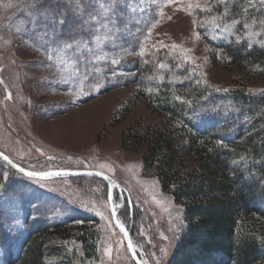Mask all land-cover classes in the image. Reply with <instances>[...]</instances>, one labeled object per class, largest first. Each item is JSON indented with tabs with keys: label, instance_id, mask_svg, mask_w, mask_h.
Returning a JSON list of instances; mask_svg holds the SVG:
<instances>
[{
	"label": "rangeland",
	"instance_id": "1",
	"mask_svg": "<svg viewBox=\"0 0 264 264\" xmlns=\"http://www.w3.org/2000/svg\"><path fill=\"white\" fill-rule=\"evenodd\" d=\"M235 1H242L244 10L229 12ZM97 7L92 13L99 18L84 17L85 23L94 22L89 42L84 40L88 47L74 43L63 51L58 44L34 47L27 39L11 44L0 13V152L32 171L107 174L129 197L131 211L127 196L117 191L112 203L138 256L147 264H169L184 228L182 207L161 189L157 164L146 166L143 159L160 129L174 121L154 109L149 95L167 85V92L181 98L186 84L197 83L218 96L213 113L234 118L240 106L229 101L230 91L264 97V68L226 52L264 50V0H118L109 19ZM32 34L36 42L47 35ZM240 131L241 122H235V132ZM184 163V170L197 165L188 158ZM12 173L3 170L6 185L18 180ZM93 179L28 182L43 197L39 210L48 197L52 210L59 209L56 217L69 215L71 224L98 230L96 260L79 254L76 264H133L112 222L108 188ZM12 222L19 231L28 229L21 214ZM260 227L264 237V222ZM4 257L0 249V264ZM256 264H264V258Z\"/></svg>",
	"mask_w": 264,
	"mask_h": 264
},
{
	"label": "trees",
	"instance_id": "2",
	"mask_svg": "<svg viewBox=\"0 0 264 264\" xmlns=\"http://www.w3.org/2000/svg\"><path fill=\"white\" fill-rule=\"evenodd\" d=\"M241 2L235 1L228 11L244 10ZM34 3L35 0H0L2 28L5 26L6 33L9 31L7 38L11 44L27 39L34 47H52L63 41L71 42L73 36L77 41L89 42L90 26L94 22L85 23V14L92 13L95 6L103 12L101 4L107 5L111 0H40L33 6ZM44 9L63 12L64 23H59V15H42ZM92 14L99 18L95 12ZM104 16L111 18L109 11ZM31 32L47 35L41 37L42 42H36L29 36ZM226 50L227 55L240 62L264 68V50L243 47ZM164 86L157 87L156 93L149 97L154 109L174 123L161 128L152 139L147 156L155 159L148 161L150 157L146 156L143 163L157 164L161 189L182 207L184 228L169 264L260 262L264 258L260 227L264 222V97L252 96L247 91H230L229 101L241 107L234 118L213 113L211 105L217 103L218 96L207 93L197 83L186 84L181 98L167 92ZM196 119L200 122L197 125ZM235 122H241L242 132H235ZM158 142L160 146L156 150L158 147L154 146ZM186 158L197 165L184 170ZM3 170L11 169L0 161V238L3 239L0 249L5 264H76L79 254L90 261L96 260L97 229L71 224L69 215L56 217L59 209L52 210L48 197L44 198L48 200L45 207L39 210L38 199L43 197L28 182L32 179L11 170L19 178L6 185ZM125 200L129 208V197ZM20 214L27 223L25 231H19L12 222ZM31 214L34 219L29 221Z\"/></svg>",
	"mask_w": 264,
	"mask_h": 264
},
{
	"label": "water",
	"instance_id": "3",
	"mask_svg": "<svg viewBox=\"0 0 264 264\" xmlns=\"http://www.w3.org/2000/svg\"><path fill=\"white\" fill-rule=\"evenodd\" d=\"M6 156L4 153L0 152V161L9 169H11L12 171H14L15 173H17L18 175L27 178V179H32V180H37V181H50V180H56V179H70V178H76V177H85V178H95L98 180L103 181L108 188V196H107V201L109 204V208H110V212H111V218H112V222L115 226V228L120 232V234L122 235L123 239H124V243H125V247L126 250L130 256L131 261L133 262V264H147L146 262H144L137 254L128 230L126 229V227L124 225H122L117 218L118 215V209L116 210V208L113 206L112 203V194L114 191H117L120 195H126V191L115 181L113 180L111 177H109L107 174L99 172V171H95V170H48V171H34V172H61L63 173V175L60 176H52L46 179H38L36 177H27L24 175L25 171H32V170H28L23 168L22 166L14 163L12 160H10L8 157L7 160L3 159V157ZM23 169L24 171H18L17 169ZM97 173H99V175H97ZM128 199V196H127ZM128 205L131 211V204L130 201L128 200ZM117 222H119V226H117ZM121 227L124 229V231H121ZM129 245L132 246V250H129Z\"/></svg>",
	"mask_w": 264,
	"mask_h": 264
},
{
	"label": "snow or ice",
	"instance_id": "4",
	"mask_svg": "<svg viewBox=\"0 0 264 264\" xmlns=\"http://www.w3.org/2000/svg\"><path fill=\"white\" fill-rule=\"evenodd\" d=\"M40 2V0H35V3H38ZM118 2V0H111V3L105 5V4H101V9H103V12L101 13L102 15L103 14H106L108 11L112 10L115 6V4ZM175 2V0H169V3H173ZM35 3L33 4V6H35ZM196 7H199V5H195ZM179 10H184V9H179ZM42 15H45V16H48V15H52V16H57L59 15L61 18L59 20V23L60 24H63L64 23V20H63V12H59L57 13L55 10L53 9H44L42 10L41 12ZM160 15H163V12L160 13ZM170 19V17H169ZM195 23V22H194ZM155 25H153L154 27ZM106 27V25H105ZM151 35V29L149 30V36ZM197 39H199V37L197 36L196 37ZM99 37H97V41H99ZM95 42V41H94ZM74 43H79L81 44L82 46L86 47L87 46V43L86 41H84L83 39H80V40H76V37H72L71 38V42L69 41H63L62 44H58L57 47L63 51L65 49H68V48H71L73 46ZM173 48H176L177 46L176 45H172ZM140 55H143L144 54V51H143V47H141V51L139 53ZM10 98V97H9ZM3 159L7 160V156H4ZM18 171H24L23 169H17ZM24 175L27 176V177H36L38 179H46V178H49V177H52V176H60V175H63V173L61 172H34V171H25L24 172ZM97 175H99V173H97ZM94 207V206H93ZM117 226H119V222H117ZM121 231H124V229L121 227ZM129 250L131 251L132 250V246L129 245ZM161 252L163 254H167V250L166 249H161Z\"/></svg>",
	"mask_w": 264,
	"mask_h": 264
},
{
	"label": "bare ground",
	"instance_id": "5",
	"mask_svg": "<svg viewBox=\"0 0 264 264\" xmlns=\"http://www.w3.org/2000/svg\"><path fill=\"white\" fill-rule=\"evenodd\" d=\"M14 172V171H13ZM15 173V172H14Z\"/></svg>",
	"mask_w": 264,
	"mask_h": 264
}]
</instances>
